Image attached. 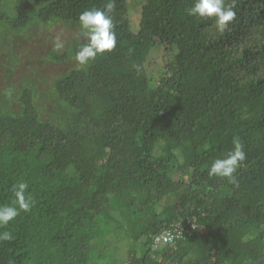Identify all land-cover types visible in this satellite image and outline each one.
Segmentation results:
<instances>
[{"label":"trees","instance_id":"trees-1","mask_svg":"<svg viewBox=\"0 0 264 264\" xmlns=\"http://www.w3.org/2000/svg\"><path fill=\"white\" fill-rule=\"evenodd\" d=\"M108 2L0 0V35L77 25L45 60L75 63L80 13ZM114 2L111 53L0 91V205L19 182L34 201L0 228V264H264V0H235L224 33L194 0H142L133 32ZM234 137L230 184L208 170Z\"/></svg>","mask_w":264,"mask_h":264},{"label":"clouds","instance_id":"clouds-1","mask_svg":"<svg viewBox=\"0 0 264 264\" xmlns=\"http://www.w3.org/2000/svg\"><path fill=\"white\" fill-rule=\"evenodd\" d=\"M115 8L114 0H109L104 9L84 10L78 17L79 34L82 43L75 53L74 61L76 70H84L94 62L98 56L111 53L117 44L115 24L109 15ZM235 0L227 4L226 0H194L193 6L187 9V14L198 19L214 20L216 30L224 33L230 24L235 21ZM5 47V43L0 40V48ZM65 47L64 42L57 37L53 42V51H60ZM7 51L11 47L6 45ZM0 49V59L3 58ZM8 56H13L8 53ZM3 63L0 65L2 66ZM234 148L226 157L214 160L208 170L209 177H219L226 179L228 183L235 184V173L242 166L246 159L239 138H233ZM28 184L19 182L12 186L14 200L11 204L0 205V228L7 227L20 215L21 212L27 213L34 206V201L30 194H27ZM13 236L10 232H0V241H10Z\"/></svg>","mask_w":264,"mask_h":264},{"label":"rangeland","instance_id":"rangeland-1","mask_svg":"<svg viewBox=\"0 0 264 264\" xmlns=\"http://www.w3.org/2000/svg\"><path fill=\"white\" fill-rule=\"evenodd\" d=\"M52 0H26L31 6H37L39 4H47ZM142 0H128L129 5V18L131 22V27L133 32H137L139 30V21H140V5ZM33 9L31 8V11ZM77 25L75 27L67 28V26H59V27H49L44 31H38V33H34L32 36H25L22 40L20 39V33H11L5 35L1 34L0 40L9 45L11 47L10 52L7 51L5 47L0 48L2 50L3 58L0 59V91H4L7 87H12L15 90L16 84L18 82H23V84L28 83V79L31 77L30 69H34L35 78L42 79L44 78V74L49 78L60 74L61 72H65L68 68L75 66V63L66 62L64 64H53L47 63L46 55L52 49L53 40L51 38L60 37V39L66 45L68 40H75L78 37ZM29 30H25L28 32ZM45 37L49 38L45 40ZM8 53H11L13 57L8 56ZM14 60H17V64L15 63L13 66H16L14 69V76L9 77L11 73V68ZM10 61V64H9ZM164 59H162V55L151 54L148 57L147 66L148 69H151V73L153 75V66L156 65V69L159 70L162 66ZM41 73L38 74L39 71ZM159 74L158 71L154 73V75ZM4 101V100H3ZM15 106V104H12ZM124 249V247H123ZM121 254V252H119Z\"/></svg>","mask_w":264,"mask_h":264}]
</instances>
